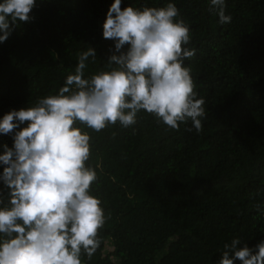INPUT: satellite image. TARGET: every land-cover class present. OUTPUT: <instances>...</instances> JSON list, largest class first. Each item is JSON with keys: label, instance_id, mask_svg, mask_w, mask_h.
<instances>
[{"label": "trees", "instance_id": "trees-1", "mask_svg": "<svg viewBox=\"0 0 264 264\" xmlns=\"http://www.w3.org/2000/svg\"><path fill=\"white\" fill-rule=\"evenodd\" d=\"M113 2L36 0L33 19L0 43V119L58 94L90 47L85 78L111 70L115 42L103 24ZM168 3L191 31L187 47L196 51L184 66L205 100L203 130L190 121L169 129L146 110L128 128L80 125L106 217L100 247L91 259L82 254L83 264H219L225 243L239 238L237 248L255 254L264 241V0H225L227 24L210 0H122L121 8ZM13 135L0 134V155Z\"/></svg>", "mask_w": 264, "mask_h": 264}, {"label": "clouds", "instance_id": "clouds-1", "mask_svg": "<svg viewBox=\"0 0 264 264\" xmlns=\"http://www.w3.org/2000/svg\"><path fill=\"white\" fill-rule=\"evenodd\" d=\"M121 3L114 0L103 24V37L115 42L110 71L85 78L89 58H96L90 47L58 94L0 119V134H14L13 147L5 145L0 155V182L7 189H0V264H83L82 254L91 259L100 247L106 217L101 199L92 195L99 176L87 163L91 136L80 125L97 133L117 123L128 128L146 110L169 129L190 121L203 130L205 100L197 98L184 66L196 50L187 47L191 31L177 19L179 9L174 3L122 9ZM210 3L221 24L231 22L225 0ZM35 6L36 0H0V43L17 22L33 19ZM240 243H225L219 264H264V241L255 254L247 245L237 248Z\"/></svg>", "mask_w": 264, "mask_h": 264}, {"label": "rangeland", "instance_id": "rangeland-1", "mask_svg": "<svg viewBox=\"0 0 264 264\" xmlns=\"http://www.w3.org/2000/svg\"><path fill=\"white\" fill-rule=\"evenodd\" d=\"M113 247H114L113 244H111V243L108 244V250L113 248Z\"/></svg>", "mask_w": 264, "mask_h": 264}]
</instances>
